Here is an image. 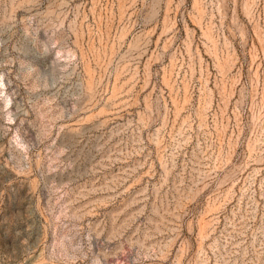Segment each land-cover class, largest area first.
<instances>
[{
    "label": "rangeland",
    "instance_id": "1",
    "mask_svg": "<svg viewBox=\"0 0 264 264\" xmlns=\"http://www.w3.org/2000/svg\"><path fill=\"white\" fill-rule=\"evenodd\" d=\"M0 264H264V0H0Z\"/></svg>",
    "mask_w": 264,
    "mask_h": 264
}]
</instances>
